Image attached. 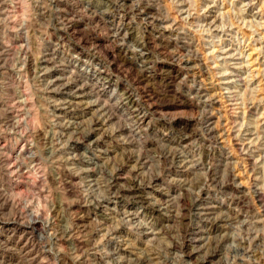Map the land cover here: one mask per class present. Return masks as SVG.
<instances>
[{
  "label": "rangeland",
  "instance_id": "1",
  "mask_svg": "<svg viewBox=\"0 0 264 264\" xmlns=\"http://www.w3.org/2000/svg\"><path fill=\"white\" fill-rule=\"evenodd\" d=\"M0 264H264V0H0Z\"/></svg>",
  "mask_w": 264,
  "mask_h": 264
},
{
  "label": "bare ground",
  "instance_id": "2",
  "mask_svg": "<svg viewBox=\"0 0 264 264\" xmlns=\"http://www.w3.org/2000/svg\"><path fill=\"white\" fill-rule=\"evenodd\" d=\"M152 41H153V40H152ZM152 41H151V42H152ZM155 41H156V40H155ZM152 45H153V44H152ZM155 48H157V47H155ZM160 48H161V46H160ZM149 50H150V49H149ZM140 52H141V51H140ZM141 54H142V55H141V58H142V59H144V60L147 59L146 54H143V53H141ZM190 63H191V62H190ZM186 64H188V62H187ZM186 64H185V65H186ZM178 73H179V72H178ZM178 73H177V74H178ZM170 74H171V73H170ZM170 74H169V75H170ZM174 75H175V72L173 71L172 74L170 75V77H167V76H166V77H167V79H174ZM177 78H178V77H177ZM175 79H176V78H175ZM128 96H129V95H128ZM128 98H130V96H129ZM211 131H212V130H211ZM211 131H210V132H211ZM137 193H138V192H134V194H137ZM141 199H142L144 202H145V200H146L145 198H141ZM144 202H143V203H144ZM148 209L151 210L152 213L155 214L154 209H151L150 207H149ZM157 212H158V211H157Z\"/></svg>",
  "mask_w": 264,
  "mask_h": 264
}]
</instances>
